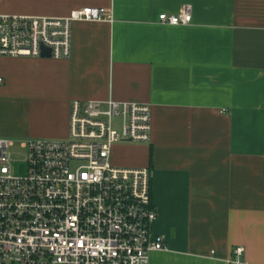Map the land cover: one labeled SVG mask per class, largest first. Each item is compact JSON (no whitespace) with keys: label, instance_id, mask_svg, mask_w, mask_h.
I'll return each instance as SVG.
<instances>
[{"label":"crops","instance_id":"0c3cea01","mask_svg":"<svg viewBox=\"0 0 264 264\" xmlns=\"http://www.w3.org/2000/svg\"><path fill=\"white\" fill-rule=\"evenodd\" d=\"M190 8L192 22L158 15ZM111 9L113 22L72 25L67 60L0 57V138L65 139L73 101L151 107L149 145H115L111 162L148 168L166 250L150 264H264V0H0V15L62 18ZM24 103L37 128L8 121Z\"/></svg>","mask_w":264,"mask_h":264},{"label":"built area","instance_id":"2783aa9c","mask_svg":"<svg viewBox=\"0 0 264 264\" xmlns=\"http://www.w3.org/2000/svg\"><path fill=\"white\" fill-rule=\"evenodd\" d=\"M113 22L111 9L82 7L62 18L0 15V57L71 56L72 25ZM158 22L186 26L190 8ZM3 83L0 78V85ZM151 107L135 102L73 101L65 139L22 142L23 171L11 139L0 138V264H150L166 250L152 201V172L111 162L115 145H149ZM73 165V166H71ZM243 248L234 249L237 260Z\"/></svg>","mask_w":264,"mask_h":264},{"label":"rangeland","instance_id":"374dc122","mask_svg":"<svg viewBox=\"0 0 264 264\" xmlns=\"http://www.w3.org/2000/svg\"><path fill=\"white\" fill-rule=\"evenodd\" d=\"M9 112L7 113L8 121L12 124V126H19L24 130H34L37 128V123H34V117L29 113L26 105L16 104L14 103L8 108ZM11 140L13 141V145L11 146V154L12 159L18 162V168L16 169L17 173H21L23 171L22 168V161L25 157V150L22 147V142L29 140L28 137H12ZM135 145V144H131ZM73 166V165H71Z\"/></svg>","mask_w":264,"mask_h":264},{"label":"water","instance_id":"95a60500","mask_svg":"<svg viewBox=\"0 0 264 264\" xmlns=\"http://www.w3.org/2000/svg\"><path fill=\"white\" fill-rule=\"evenodd\" d=\"M41 58H43V59H49L50 58V52H49V50L42 49Z\"/></svg>","mask_w":264,"mask_h":264}]
</instances>
